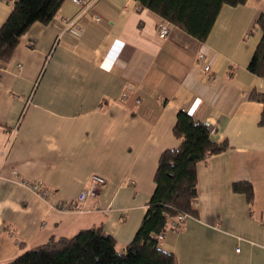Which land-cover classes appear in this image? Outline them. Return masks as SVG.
Segmentation results:
<instances>
[{
  "label": "crops",
  "instance_id": "obj_1",
  "mask_svg": "<svg viewBox=\"0 0 264 264\" xmlns=\"http://www.w3.org/2000/svg\"><path fill=\"white\" fill-rule=\"evenodd\" d=\"M90 2L78 17L80 7L65 0L0 65V264L98 225L122 252L154 191L160 154L181 143L173 134L180 110L228 148L197 164V215L165 232L161 248L177 264H264L263 105L248 97L264 93V77L247 69L264 0L223 5L203 42L171 23L160 38L165 20L135 0ZM11 10L12 0H0V26ZM74 18L79 33L65 23ZM12 170L40 181L47 197L15 182ZM92 174L105 184L78 211ZM241 181L252 185L251 207L232 190Z\"/></svg>",
  "mask_w": 264,
  "mask_h": 264
},
{
  "label": "trees",
  "instance_id": "obj_2",
  "mask_svg": "<svg viewBox=\"0 0 264 264\" xmlns=\"http://www.w3.org/2000/svg\"><path fill=\"white\" fill-rule=\"evenodd\" d=\"M65 0H12V10L0 26V65L7 62L29 27L49 23ZM90 1V0H87ZM140 7L203 42L208 37L223 5H243L247 0H135ZM261 37L247 69L264 77V13L256 21ZM250 100L262 103L259 125L264 126V93L252 91ZM173 134L181 139L179 147L164 150L154 175L155 188L133 239L117 250L115 239L102 226H91L70 237H51L30 247L4 264H177L173 253L160 246L159 233L167 222L183 213L195 217L197 164L228 148L227 142L211 139L207 124L186 111H178ZM232 190L243 194L249 206L253 188L249 182H234Z\"/></svg>",
  "mask_w": 264,
  "mask_h": 264
},
{
  "label": "built area",
  "instance_id": "obj_3",
  "mask_svg": "<svg viewBox=\"0 0 264 264\" xmlns=\"http://www.w3.org/2000/svg\"><path fill=\"white\" fill-rule=\"evenodd\" d=\"M73 3L77 4L80 7V13L78 17H80L81 14H86L88 12V8L90 6V1L87 0H71ZM92 20L98 21L99 17L96 15H92ZM68 30L70 32L79 33L82 30L81 25L77 22V19H70L66 22ZM169 33V23L167 21L162 22L159 24L157 28V34L160 38H165ZM198 60H205V55L203 53H199L197 55ZM20 67V64L18 65ZM209 66L205 65L204 71H208ZM11 174L15 180V182L19 183L20 185L29 188L32 192L39 195L41 198H46L48 195V190L43 186V184L40 181H28L25 178L21 177L16 170H12ZM105 184V178L97 175L92 174L90 176L89 181L87 182L86 186L80 191L76 198V210L82 211L81 206L86 202L87 198L89 196H94L98 190V187ZM187 217L186 214L180 213L176 217L170 219L167 222L166 227L164 228V231L159 233L158 238L161 240L163 238V235L166 230H173L177 231L180 227L181 223L185 220ZM236 251H239V248H236Z\"/></svg>",
  "mask_w": 264,
  "mask_h": 264
},
{
  "label": "rangeland",
  "instance_id": "obj_4",
  "mask_svg": "<svg viewBox=\"0 0 264 264\" xmlns=\"http://www.w3.org/2000/svg\"><path fill=\"white\" fill-rule=\"evenodd\" d=\"M189 217V216H188ZM180 228V227H179ZM179 228H178V230H179ZM167 231H169V230H166L165 232H167ZM162 241V239L160 240V242Z\"/></svg>",
  "mask_w": 264,
  "mask_h": 264
}]
</instances>
